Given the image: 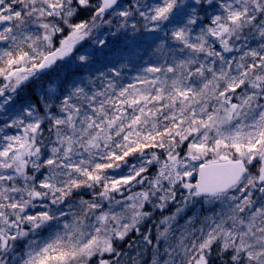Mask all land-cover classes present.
Here are the masks:
<instances>
[{"label": "snow or ice", "instance_id": "1", "mask_svg": "<svg viewBox=\"0 0 264 264\" xmlns=\"http://www.w3.org/2000/svg\"><path fill=\"white\" fill-rule=\"evenodd\" d=\"M0 264H264V0H0Z\"/></svg>", "mask_w": 264, "mask_h": 264}, {"label": "trees", "instance_id": "2", "mask_svg": "<svg viewBox=\"0 0 264 264\" xmlns=\"http://www.w3.org/2000/svg\"><path fill=\"white\" fill-rule=\"evenodd\" d=\"M133 71H135V70H132V72H133ZM130 73H131V72H128L127 75L129 76ZM33 87H34V86H33L32 84L27 85V87L24 89V92L22 93V95L27 94L28 92H30V91L33 89ZM35 87H39V85H36ZM31 99H35V97H31ZM138 188H139V187H138ZM139 190H140V188H139ZM81 194L83 195V193H81ZM84 198H85V199H89L90 196L85 195ZM117 198H118V197H117ZM118 199H119V198H118ZM166 214H167V213H166ZM157 218H158V216H157ZM180 223L183 224L184 221L181 220ZM147 226H148V227H152V228H153V232L155 231V228H154V226H153L152 224H148Z\"/></svg>", "mask_w": 264, "mask_h": 264}, {"label": "rangeland", "instance_id": "3", "mask_svg": "<svg viewBox=\"0 0 264 264\" xmlns=\"http://www.w3.org/2000/svg\"><path fill=\"white\" fill-rule=\"evenodd\" d=\"M145 59H147V56H145ZM131 73L129 74V76H131V75H135V71H130ZM134 191H139V188L137 187V188H135L134 189ZM118 198H120V197H118Z\"/></svg>", "mask_w": 264, "mask_h": 264}]
</instances>
